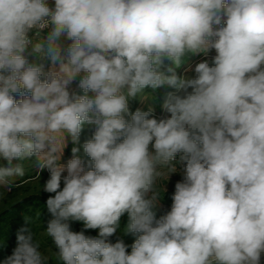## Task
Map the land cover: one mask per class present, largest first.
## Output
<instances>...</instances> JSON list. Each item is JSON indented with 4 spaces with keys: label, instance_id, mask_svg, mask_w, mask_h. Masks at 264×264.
<instances>
[{
    "label": "clouds",
    "instance_id": "1",
    "mask_svg": "<svg viewBox=\"0 0 264 264\" xmlns=\"http://www.w3.org/2000/svg\"><path fill=\"white\" fill-rule=\"evenodd\" d=\"M213 49L211 63L178 75ZM164 86L176 92L158 119ZM136 99L148 110L132 112ZM85 125L94 131L81 145ZM181 153L183 180L157 219ZM0 158V185L23 176L25 160L48 170L45 233L58 264H261L264 0H0ZM118 229L139 234L130 253L110 242ZM4 264L50 259L22 227Z\"/></svg>",
    "mask_w": 264,
    "mask_h": 264
},
{
    "label": "rangeland",
    "instance_id": "2",
    "mask_svg": "<svg viewBox=\"0 0 264 264\" xmlns=\"http://www.w3.org/2000/svg\"><path fill=\"white\" fill-rule=\"evenodd\" d=\"M50 0H47V2ZM216 55L215 50H211L207 56L203 54L193 55L189 58L187 64L183 65L180 69H177L179 75H194V67L197 63L202 61H209L211 63L212 58ZM35 63L43 64L48 70V65L43 57H40L39 63L36 59ZM73 88L78 95H84L75 84ZM176 92L175 89L168 86H164L156 90V102L151 105V101L147 99H136L129 102V107L132 112L137 109L141 111H147L151 105L154 108L153 115L156 118H161L166 115L162 109V104L166 98L167 93ZM91 96L92 93H89ZM15 99L19 100V96H15ZM150 99L154 102V96H150ZM94 126L85 125L81 132L80 144L82 145L88 139L91 138ZM73 144L70 139L67 142V147L64 149L61 163L66 165L67 162L72 159ZM81 157L84 159L85 164L89 163V158L86 157L81 148ZM181 154H177L176 160V172L170 173L168 178L161 182L163 192L157 200L156 206L153 209L156 218L166 215L172 207L175 193V185L177 182L183 180V164L179 162ZM7 161L1 160L0 166L6 165ZM24 166V175L15 177L14 182L10 186L0 185V264H4V261L8 256L12 254L13 249L16 247V235L20 228L29 227L34 234V239L39 242L40 250L49 257L50 264H58L55 259V248L52 244V240L45 233L47 222L52 219L51 214L48 212L45 202L49 196H54V193H47L43 191V185L49 178V172L47 169H39L36 166L35 158L31 160H25L21 162ZM67 175L65 170L62 173V177ZM61 188H63V178L61 181ZM25 217L29 219V223L26 224ZM129 222V217L125 214L121 218V229L125 228ZM71 230L79 232L84 230L86 236L97 237L98 229H84L82 222H70ZM139 234L126 233L120 229L109 238L111 243H115L118 239L128 246V253L131 252V246L138 238ZM264 255L261 256V259Z\"/></svg>",
    "mask_w": 264,
    "mask_h": 264
},
{
    "label": "crops",
    "instance_id": "3",
    "mask_svg": "<svg viewBox=\"0 0 264 264\" xmlns=\"http://www.w3.org/2000/svg\"><path fill=\"white\" fill-rule=\"evenodd\" d=\"M48 3V5L50 6V7H53L54 6V0H50V1H48L47 2ZM66 43H70V42H66ZM36 59H38V63H39V60H40V56L39 55H37V54H34V56L33 57H30V60H32L33 62H35L36 61ZM46 61V64L49 66V61H47V60H45ZM46 69V68H45ZM178 73V75H179V72H177ZM20 98V97H19ZM2 160V158H0V161ZM261 264H264V258H262L261 259Z\"/></svg>",
    "mask_w": 264,
    "mask_h": 264
}]
</instances>
